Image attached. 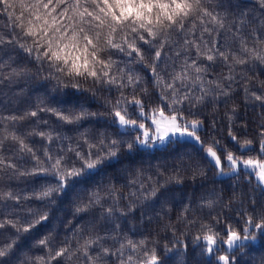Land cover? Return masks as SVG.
Masks as SVG:
<instances>
[{
  "label": "snow or ice",
  "instance_id": "6c2138e0",
  "mask_svg": "<svg viewBox=\"0 0 264 264\" xmlns=\"http://www.w3.org/2000/svg\"><path fill=\"white\" fill-rule=\"evenodd\" d=\"M257 5L0 0V264H255Z\"/></svg>",
  "mask_w": 264,
  "mask_h": 264
},
{
  "label": "trees",
  "instance_id": "16d2710c",
  "mask_svg": "<svg viewBox=\"0 0 264 264\" xmlns=\"http://www.w3.org/2000/svg\"><path fill=\"white\" fill-rule=\"evenodd\" d=\"M247 3L249 4L250 7L253 8L254 11L258 8L257 0H247ZM257 15H259L258 12H257ZM91 107H92V110L95 111V110H97L99 105L94 104ZM28 123H29V121H27V120L24 121V125H27ZM151 163L156 164V163H159V161L153 160V161H151ZM198 188H199V183L193 184L191 187L187 188V192L189 193V195H192L195 192V190ZM57 227H59V226H57ZM261 257H264V247H257L256 250L252 252L250 257L245 258V261L254 260L255 264H260Z\"/></svg>",
  "mask_w": 264,
  "mask_h": 264
}]
</instances>
